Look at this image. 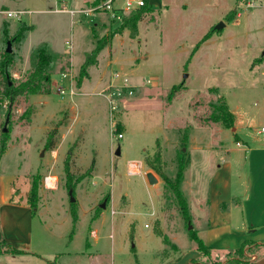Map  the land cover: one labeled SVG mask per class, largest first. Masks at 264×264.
<instances>
[{
    "label": "rangeland",
    "instance_id": "374dc122",
    "mask_svg": "<svg viewBox=\"0 0 264 264\" xmlns=\"http://www.w3.org/2000/svg\"><path fill=\"white\" fill-rule=\"evenodd\" d=\"M51 1L0 0V58L6 48L3 23L8 41L21 22L33 28L24 41L11 42L12 81L24 80L31 70L32 46L48 42L62 57L51 75L49 94L18 96L9 105L0 75V142L6 141L0 172L6 184L15 175L13 200L34 203L26 225L32 227L35 246L79 252L85 250L82 239L67 244L75 228L87 233L101 224L99 244L92 245L89 238L84 264L87 252L96 251L101 255L96 264H136L137 240L151 235L157 238L153 249L140 255L144 264H163L179 252L172 238L191 242L189 232L196 228L193 204L202 207L209 194V170L227 156L212 150L235 146L233 127L218 120L221 104L230 111L237 105L245 110L264 99V1L261 7L256 0H147L152 10L135 26L130 23L135 10H126L117 14L120 20L98 12L106 19L97 27L90 24L98 13L89 23L81 15L51 11ZM91 1L74 9L90 8ZM14 10L25 12L19 19L4 14ZM238 13L240 18L233 20ZM219 24L223 27L213 31ZM99 44L103 47L93 57ZM86 59L90 63L82 70ZM114 72L120 77L114 79ZM60 73L70 74L69 85L58 81ZM122 78L128 87L121 86ZM109 95L116 104L113 111ZM88 98L92 103L82 105ZM247 116L249 132L260 128L262 119ZM179 170L178 190L195 209L187 204V220L172 187ZM146 173L157 182L150 185ZM33 188L36 197L30 199ZM216 260L213 254L205 258Z\"/></svg>",
    "mask_w": 264,
    "mask_h": 264
},
{
    "label": "crops",
    "instance_id": "0c3cea01",
    "mask_svg": "<svg viewBox=\"0 0 264 264\" xmlns=\"http://www.w3.org/2000/svg\"><path fill=\"white\" fill-rule=\"evenodd\" d=\"M57 1L76 9L85 5L86 0H53L51 2L55 6ZM263 1L256 0L261 7ZM238 18H240V13L233 20ZM105 19V14L98 13V18L94 19L90 25L97 27L95 25L103 24ZM83 21L89 22L84 18ZM72 49L73 46L70 51ZM260 76H263V67L260 68ZM58 81L65 86L69 85L70 74H58ZM88 103H92L89 98L82 100V105ZM250 106L253 107L244 110V106L237 105L234 110H229L234 119L233 129H229H232L231 133H234L235 146L225 148L222 145L218 149L212 150V153L217 151L225 153L227 156L210 168L209 194L203 197L202 207L194 203L193 206L196 210L192 207L195 212H191L196 219L195 233L205 245L212 249L214 257H218L220 260L227 252L240 248L246 242L252 243L254 247L252 254L254 261L249 264H264V134L259 132V129L264 127V99L253 102ZM97 109L99 108L95 106V110ZM247 114L256 116L255 119L263 120L260 128H251L253 131L249 132L245 123ZM225 135L228 138L229 133ZM238 135L241 137L240 140ZM14 176L7 178L6 184L5 176L0 172V243H5L21 251L22 254L0 253V264H67V258H70L68 264L73 261L75 264H84L81 258H84L83 254L86 253V249L91 247L89 238L93 240L92 245L99 244L101 224H97L98 228H92L87 233L82 227L77 226L72 233L74 238L68 239L67 244L74 239H80V241L82 239L85 250L52 252L46 248H40V243L37 244L38 241H36L38 247L35 246L31 233L32 227L26 225V219L32 213L30 206L27 201L13 200L11 183L14 181ZM187 204L191 209L189 200H187ZM98 221H100L99 217L96 218V222ZM42 230L49 232L48 226L43 225ZM156 240L154 235L137 240L138 244L136 242L134 253L136 264H144L140 251L153 249ZM146 241L149 243L146 244ZM172 242L178 247L179 252L173 259L163 264H201L203 262L201 253L196 250L194 245H191V242L179 240L177 237L172 238ZM87 254L86 264L100 263L99 252H87ZM110 264L124 263L111 260Z\"/></svg>",
    "mask_w": 264,
    "mask_h": 264
},
{
    "label": "trees",
    "instance_id": "16d2710c",
    "mask_svg": "<svg viewBox=\"0 0 264 264\" xmlns=\"http://www.w3.org/2000/svg\"><path fill=\"white\" fill-rule=\"evenodd\" d=\"M144 5L135 9V15L131 18L130 23L131 26H135V22H138L142 19V16L151 12L152 7L148 6L147 0H143ZM32 26L26 25V23L21 22L16 33L13 35L11 42H22L25 40L27 34L32 31ZM214 31V28H213ZM1 36L5 40L8 41L9 32L8 26L6 23L1 25ZM209 36H205L202 40H206ZM103 44V43H102ZM102 44L97 45L95 50L93 51V57L98 53L99 50L103 47ZM15 59L14 53L11 51L10 53H4L3 57L0 58V75L3 79L4 89L2 91V96L5 97L9 101V105L14 102V100L18 96H30V95H41V94H49L51 75L56 66L57 61L62 59V57L54 50L51 49L50 44L48 42H43L39 45L32 46L30 49V59H31V70L28 72L27 76L24 80L20 82H14L10 77V68ZM90 62L85 60L83 64V69L88 66ZM222 106L217 111L218 120L222 121L226 128H232L234 119L232 113L229 111L227 105L225 103L221 104ZM27 113V111H26ZM50 139L45 145L46 149H50L51 147ZM6 150V141L2 140L0 142V159L3 153ZM94 167V161L92 160L90 163V169ZM67 169V168H66ZM89 169V170H90ZM182 170V169H181ZM179 170L177 173V177L175 179V186L172 185L174 192L176 193V198L178 200V204L180 205V210L182 211V216L184 220H187L188 210L187 204L180 191L178 190V183L181 180L182 171ZM167 182V179H165ZM168 184H171L169 181ZM72 191V190H71ZM36 197V189L33 188L30 192L29 198ZM31 208V211L34 210V203H28ZM72 218L73 222H76V213L72 208ZM189 240L196 244V250L201 253L203 257V262L201 264H249L251 261H254L253 252L249 249V246H253L252 243H243L240 248L229 251L228 253H233V256L228 257V259L224 260L223 257L219 261H205V258L209 256V254H213L212 249L205 245V243L197 236L194 230L189 232ZM248 250V251H247ZM0 253H8V254H22L21 251L16 250L5 243H0ZM54 263V262H52Z\"/></svg>",
    "mask_w": 264,
    "mask_h": 264
},
{
    "label": "built area",
    "instance_id": "2783aa9c",
    "mask_svg": "<svg viewBox=\"0 0 264 264\" xmlns=\"http://www.w3.org/2000/svg\"><path fill=\"white\" fill-rule=\"evenodd\" d=\"M94 5L91 6L90 8H86V9H72V8H68L66 6L65 3H60V7H56L57 4L54 6V8L51 10L53 12H57V13H66L68 15H70L71 17H75V15H81L80 17L83 19H88L89 21L92 20L93 16H95L98 12H103L108 14L111 18L116 17L117 20H120V16L117 15L118 13L122 12V11H126V10H135L141 6L144 5V1L143 0H92L91 1ZM25 11L23 10H18V11H4V14L7 17H11V18H16L19 19L20 16L24 13ZM67 48L70 47V42H65ZM120 76L118 75V73L114 72L113 73V78L117 79ZM122 87H128V81L125 78H122ZM60 94H64L65 91L62 89V87L58 88ZM70 94L72 95L74 93L73 90L69 91ZM109 103H110V107H111V111L116 109V104L115 102L112 100V96L109 95L107 96ZM259 132L264 134V127H261L259 129ZM121 134H117V138H121ZM134 165H130V167H134ZM129 173H132L131 170H129ZM45 185L47 186V183L49 182V177H45L44 179Z\"/></svg>",
    "mask_w": 264,
    "mask_h": 264
},
{
    "label": "water",
    "instance_id": "95a60500",
    "mask_svg": "<svg viewBox=\"0 0 264 264\" xmlns=\"http://www.w3.org/2000/svg\"><path fill=\"white\" fill-rule=\"evenodd\" d=\"M221 27H223V25H222V24H219V25L215 26L214 29H215V30H219ZM5 52H6V53H10V52H11V41H7V42H6ZM4 131H5V130H4ZM119 154H120V150H119V148H117V150H116V152H115V155H119ZM145 176H146V179H147V181H148V183H149L150 185H153V184H155V183L157 182V179L153 176V174H151V173H146ZM69 195H70V202H73V198H72V196H71V191H69ZM101 207L104 208L105 205L102 204Z\"/></svg>",
    "mask_w": 264,
    "mask_h": 264
}]
</instances>
